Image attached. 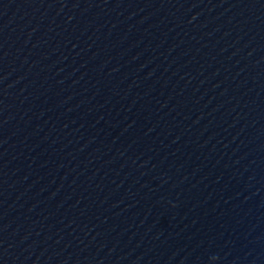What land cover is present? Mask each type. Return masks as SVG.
<instances>
[{
  "label": "water",
  "instance_id": "95a60500",
  "mask_svg": "<svg viewBox=\"0 0 264 264\" xmlns=\"http://www.w3.org/2000/svg\"><path fill=\"white\" fill-rule=\"evenodd\" d=\"M0 264H264V0H0Z\"/></svg>",
  "mask_w": 264,
  "mask_h": 264
}]
</instances>
